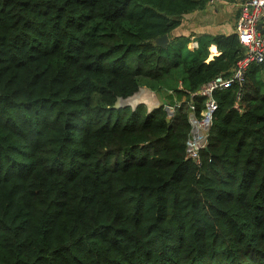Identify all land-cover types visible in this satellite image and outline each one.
Listing matches in <instances>:
<instances>
[{"label":"trees","instance_id":"1","mask_svg":"<svg viewBox=\"0 0 264 264\" xmlns=\"http://www.w3.org/2000/svg\"><path fill=\"white\" fill-rule=\"evenodd\" d=\"M207 2L0 0V264H264V62L186 156L194 93L244 53L173 33ZM143 85L158 108L116 107Z\"/></svg>","mask_w":264,"mask_h":264},{"label":"built area","instance_id":"2","mask_svg":"<svg viewBox=\"0 0 264 264\" xmlns=\"http://www.w3.org/2000/svg\"><path fill=\"white\" fill-rule=\"evenodd\" d=\"M263 23L264 0H244L240 5L235 27V33L244 47L243 55L238 59L229 76H218L202 85L194 93L205 97V106L200 114H197L196 104H190L191 129L187 140L186 156L198 165L201 164V150L207 146L213 115L218 108V102L213 94L214 91L229 88L233 85L242 86L248 67L252 63L264 62V32L262 26L259 27ZM141 104L147 105V102ZM179 105L180 102L175 106L166 105L170 118L175 115V108ZM157 106L160 105L157 104ZM158 107L148 108V112Z\"/></svg>","mask_w":264,"mask_h":264},{"label":"crops","instance_id":"3","mask_svg":"<svg viewBox=\"0 0 264 264\" xmlns=\"http://www.w3.org/2000/svg\"><path fill=\"white\" fill-rule=\"evenodd\" d=\"M243 1L209 0L204 8L185 14L181 25L173 33L189 36L190 49L198 47V39L203 35L233 34Z\"/></svg>","mask_w":264,"mask_h":264},{"label":"bare ground","instance_id":"4","mask_svg":"<svg viewBox=\"0 0 264 264\" xmlns=\"http://www.w3.org/2000/svg\"><path fill=\"white\" fill-rule=\"evenodd\" d=\"M121 103H129L134 105L135 107L138 104H141L142 102H147L151 108H154L157 106L158 102L156 100V98L150 95V92L147 90H141L139 92H137L135 95H133L132 97H128L126 99H121Z\"/></svg>","mask_w":264,"mask_h":264},{"label":"water","instance_id":"5","mask_svg":"<svg viewBox=\"0 0 264 264\" xmlns=\"http://www.w3.org/2000/svg\"><path fill=\"white\" fill-rule=\"evenodd\" d=\"M262 26V24H260L259 25V27H261ZM169 42V36L168 35H163V36H160V37H158L157 39H156V43L157 44H159V45H166L167 43ZM216 54H218V47H217V45L216 44H212L211 46H210V55H209V57L207 58V62H209L210 60H212L214 57H215V55ZM140 90V89H139ZM138 92V91H137ZM136 92V93H137ZM135 93V94H136ZM134 94V95H135ZM133 96V95H132ZM131 96V97H132ZM121 99H123V98H119V100H121ZM118 100V101H119ZM118 105L116 104V107H117ZM133 108H135V107H133ZM167 120L168 121H170V117H167Z\"/></svg>","mask_w":264,"mask_h":264},{"label":"rangeland","instance_id":"6","mask_svg":"<svg viewBox=\"0 0 264 264\" xmlns=\"http://www.w3.org/2000/svg\"><path fill=\"white\" fill-rule=\"evenodd\" d=\"M141 90H147V91H149V92H150V95L152 96V98H153V96L156 98V100H157V102H158V105H161V104H162V101H161V99H160V95H159L158 93H156L155 91L151 90L147 85H143V86H141L139 91H141ZM139 91H138V92H139ZM121 102H122L121 100H119V101L117 102L118 107H125V106H128V105L132 106V105L129 104V103H121ZM142 103H144V102H142ZM132 107H133V106H132ZM147 107H148V108H151L150 105H149L148 103H147ZM156 107H158V106H156Z\"/></svg>","mask_w":264,"mask_h":264}]
</instances>
